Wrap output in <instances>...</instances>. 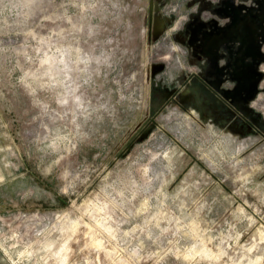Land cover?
<instances>
[{
    "label": "rangeland",
    "instance_id": "374dc122",
    "mask_svg": "<svg viewBox=\"0 0 264 264\" xmlns=\"http://www.w3.org/2000/svg\"><path fill=\"white\" fill-rule=\"evenodd\" d=\"M0 264H264V0H0Z\"/></svg>",
    "mask_w": 264,
    "mask_h": 264
},
{
    "label": "bare ground",
    "instance_id": "6f19581e",
    "mask_svg": "<svg viewBox=\"0 0 264 264\" xmlns=\"http://www.w3.org/2000/svg\"><path fill=\"white\" fill-rule=\"evenodd\" d=\"M99 242H100V241H99ZM58 253H59V256L61 257L60 259L65 261V260H66V256H67V254H66V253H60V252H58ZM58 253H57V254H58Z\"/></svg>",
    "mask_w": 264,
    "mask_h": 264
}]
</instances>
